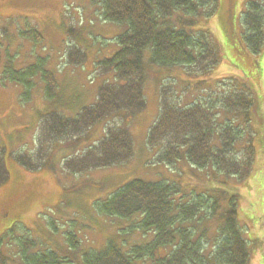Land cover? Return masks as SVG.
<instances>
[{
  "label": "rangeland",
  "instance_id": "obj_1",
  "mask_svg": "<svg viewBox=\"0 0 264 264\" xmlns=\"http://www.w3.org/2000/svg\"><path fill=\"white\" fill-rule=\"evenodd\" d=\"M250 2L264 6V0H219L218 9L210 18L200 17L192 31L185 28L193 34L208 32L220 45L222 59L212 72L207 74L188 66H151V49H147L145 112L129 118L122 115L110 118L80 141L69 138L67 144L61 141L45 145L51 154L49 159L39 163L43 165L41 169L30 171L17 163L16 156L26 154L35 158L38 154L40 116L56 113L75 118L82 107L97 103L99 88L106 82H116L115 73L102 74L98 63L120 50L117 38L128 26L104 22L101 8L94 0H0V29L12 21L8 27L11 32L31 25L44 38L40 44L12 38L9 49L15 55V67L25 69L42 59L45 69L54 73L58 82L52 100L47 99L46 86L40 79H34L35 87L29 94L20 84L3 82L8 44L0 47V147L5 149L9 173L8 182L0 188V253L10 259L9 264L22 263L19 241L24 238L37 244L30 254L53 252L63 264H82L85 253L102 250L109 240L116 241L125 253L132 247L150 244L154 240L152 232L126 233L134 230L133 225L98 210L99 204L134 180L168 183L177 190L173 201L178 205L200 196L219 203L221 209L215 214L205 210L207 214L201 212L192 223L183 224L194 230L197 239L206 232L203 242L208 243L209 249L215 245L220 222L223 223L220 213L235 198L250 264H264V38L259 53L255 54L242 36L245 32L242 14ZM174 16V20L188 18L180 11ZM75 51L80 52L73 57L79 65L70 63L69 54ZM163 89H169L170 99L178 107L203 103L214 112L218 126L230 123L239 129L241 149L250 140L255 157L252 174L246 181L227 178L214 172L212 166L195 168L185 158L171 166L157 162L159 149L150 148L147 138L159 117ZM236 91L250 95L252 107L247 115L228 114L222 106V97ZM108 126L128 129L133 139L132 159L123 165L81 175L66 172L63 162L97 144L105 137ZM214 142L220 147L218 133ZM194 225H198L197 230ZM70 235L75 237V246L69 241Z\"/></svg>",
  "mask_w": 264,
  "mask_h": 264
},
{
  "label": "trees",
  "instance_id": "obj_2",
  "mask_svg": "<svg viewBox=\"0 0 264 264\" xmlns=\"http://www.w3.org/2000/svg\"><path fill=\"white\" fill-rule=\"evenodd\" d=\"M94 2L100 6L104 22L128 26L127 31L117 38L120 50L110 59L98 63V70L102 74L115 73L116 82L103 84L98 90L97 103L82 107L75 118L56 113L41 115V148L38 154L35 158L26 154L16 156L17 163L27 170H39L43 167L39 163L49 159L51 154L47 151L48 147L44 148L45 145L61 141L67 144L69 138L80 141L95 126L110 118L112 120L119 115L129 118L145 112L144 54L147 49H151L150 65L161 68L188 66L209 74L221 62V47L208 32L193 34L185 30L189 28L192 31L200 17L210 18L217 11L219 0ZM179 11L188 18L176 17L175 23L174 14ZM11 22L0 29V47L5 42L8 44L2 81L20 84L29 94L35 87V80L40 79L46 86L47 99H55L58 82L54 73L45 69L44 60L38 59L25 69H17L14 65L15 55L9 49L12 38L40 44L44 40L42 33L31 25L25 30L11 32L8 28ZM241 23L245 30L242 35L244 41L253 53H259L264 38L263 4L248 3ZM79 55V51L71 52L70 63L79 65L74 59ZM221 103L228 114L247 115L252 107L250 95L237 91L223 96ZM213 113L203 103L180 108L170 99L169 89H163L159 117L148 133L147 144L150 148L158 147L159 163L171 166L185 158L195 168L207 169L212 166L214 172L227 178L235 177L242 183L252 174L254 148L249 140L241 149V131L230 123L218 126ZM105 133V137L93 147L66 159L63 169L69 174L81 175L128 163L133 157V139L128 129L108 126ZM216 133L219 134L220 147L214 145ZM8 180L5 149L0 147V188ZM176 192V188L166 182L134 180L99 204L100 213L133 225L134 230H126V233L134 234L140 230L145 235L152 232L151 238L154 240L142 247H132L127 253L116 241L109 240L102 250L85 253L82 264H138L142 261L143 264H250L247 241L237 220L235 198L225 212L220 213L223 223L220 222L215 245L208 249L203 242L207 233L202 232L197 239L194 230L183 227V224L192 223L195 216L205 214V210L215 214L221 209L220 204L200 196L190 203L178 205L173 201ZM197 226L194 225V229L197 230ZM69 241L76 245L73 235L69 236ZM19 244L21 264L64 263L53 252L30 254L37 244L27 238L20 240ZM9 261L7 256L0 253V264H9Z\"/></svg>",
  "mask_w": 264,
  "mask_h": 264
},
{
  "label": "bare ground",
  "instance_id": "obj_3",
  "mask_svg": "<svg viewBox=\"0 0 264 264\" xmlns=\"http://www.w3.org/2000/svg\"><path fill=\"white\" fill-rule=\"evenodd\" d=\"M204 244H206V246H207L206 248H208V249H209V245H208V243H204Z\"/></svg>",
  "mask_w": 264,
  "mask_h": 264
}]
</instances>
